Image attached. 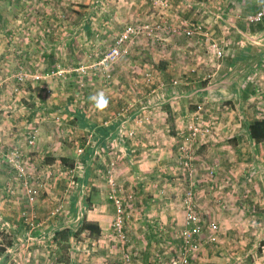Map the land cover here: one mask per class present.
I'll return each mask as SVG.
<instances>
[{
    "label": "rangeland",
    "instance_id": "obj_1",
    "mask_svg": "<svg viewBox=\"0 0 264 264\" xmlns=\"http://www.w3.org/2000/svg\"><path fill=\"white\" fill-rule=\"evenodd\" d=\"M154 1L31 0L26 4L24 0H0V94H14L12 99L16 103L21 102L20 90L30 74L26 72L28 67L22 63V58L29 59L31 67L32 60L36 58L37 61L39 57V49L43 52L49 50L52 61H64L67 71L77 69L74 71L76 73L70 74L77 76L75 84L78 86L77 89L75 86V90L79 92L77 97L80 99L85 91L84 83L89 79L98 80L95 83L97 88L92 89L91 95L97 98L87 105L90 113L111 108L100 93L115 90V97L119 101L115 105L123 108L120 111L121 123L134 115L129 117L130 130L124 133L127 136L124 137L131 140L134 153L137 146H144L142 154L147 155L150 166L134 169L130 182L115 180V172L111 168L105 171L103 177L106 175L110 190L108 199L114 207L112 223L118 204L122 210L127 240L141 239V249L149 245L150 250L162 253L169 264L172 258L183 252L182 241L186 236L184 220L187 207H190L204 225L200 239L196 238L199 239L198 249H187L191 264H196V261L199 264H264V210H261L264 209V191L258 194L254 188L248 192L244 190L245 183L255 184L257 171L263 175L264 167H260L262 163H259V168L263 169L259 171L257 161L264 159V153L257 154V160L248 140L245 141L247 146L245 144L244 150L235 153L226 151L223 145L231 135L243 134L242 126L246 122L264 116V36L263 40L256 35L242 36L244 31L240 28L243 26L238 33L236 23L231 27L227 18L223 22L221 13L225 12L224 0L215 3L214 0H181L179 5L175 0ZM245 1L248 12L250 9L259 8V11L264 8V0ZM199 6L201 12L204 9L214 17L217 14L218 31L213 29L210 34L205 23L177 18L179 13ZM167 15H171L169 21L164 18ZM248 15L250 17L254 13ZM247 17L239 23H248ZM261 24L264 25V19ZM65 27L71 29L72 33L64 37L70 45L63 58L57 57L58 52L46 44L58 40L60 37L53 35V32L62 31ZM29 28L38 31L28 33ZM188 31L191 32L189 35ZM127 32L128 38L120 44L122 54L110 69L112 73L115 68L124 66L122 76L126 78L130 74L136 77L133 92L138 101L130 100V103L119 97L126 93L122 82L119 84L115 81L112 88L110 80L113 77L105 81L101 73L102 76L98 75V78L94 73L105 53ZM261 32L264 34V27ZM62 39L63 36L59 40ZM163 43L165 46L161 48ZM246 44L262 47L263 52L253 51L247 60L237 59V64H233L230 57L234 56V50ZM255 54L260 56L254 57ZM167 61L171 62L169 68L160 71L159 67L165 66ZM255 61L260 64L255 66ZM131 69L133 71L129 73ZM56 71L54 75L60 82L53 87L59 89L63 87L61 80L70 74L63 69ZM192 75H198V78L191 79ZM231 76L242 80L239 100L208 95L211 79L214 82L219 78L230 79ZM173 81L177 84L174 85ZM45 91L50 94L49 89ZM229 105L232 109H229ZM76 106L79 107V102ZM19 114L16 116L14 113L13 117L23 119ZM34 119L39 121L38 117ZM45 119L53 123L64 122L59 115ZM2 122L7 125L6 118ZM228 127L231 128L230 132ZM193 129L200 131L198 136L193 135ZM9 131L7 133L6 130L4 136L0 135V144H5L3 141L9 138ZM28 140L32 141L33 135ZM215 144H219L218 152L221 155L217 154L218 164L213 165L209 159L211 147ZM21 158V153L8 150L3 155V163L24 176L19 165ZM223 171L230 173L232 180L218 177V173ZM244 174L249 175L245 181L240 176ZM25 180L27 182L23 188L28 203L32 205L43 185L36 181L33 184L28 177ZM58 188L62 189L63 186L59 185ZM59 212L60 207H57L55 214ZM21 218L27 232L40 226L28 212H22ZM210 224L217 226L215 242L212 243L204 239L206 227ZM113 234L118 245L130 252L128 242L122 244ZM126 256L124 260L129 261V255Z\"/></svg>",
    "mask_w": 264,
    "mask_h": 264
},
{
    "label": "crops",
    "instance_id": "obj_2",
    "mask_svg": "<svg viewBox=\"0 0 264 264\" xmlns=\"http://www.w3.org/2000/svg\"><path fill=\"white\" fill-rule=\"evenodd\" d=\"M151 1L149 0L150 3ZM24 2L27 4L31 0H24ZM154 2H158V0ZM175 2L179 5L181 0H175ZM215 2L217 0L213 1V3ZM160 3H162L161 0ZM166 3L170 4L167 1ZM223 3L225 5V12L221 13L223 22L227 18L229 26L233 27L236 23L235 30L238 33H240L238 29L243 26L240 28L244 31L242 36L256 35L259 40L262 39L263 28L257 30L255 28L257 23L248 22L249 20L246 24L239 23V21L245 20L249 16L248 14L255 13L259 8L250 9L249 12L254 11L249 13L245 0H224ZM199 8L201 7H192L191 10L179 13L177 18L205 23L210 34L213 29L218 31L217 14L214 17L210 11L206 12L202 9L201 12ZM167 16L164 18L169 21L168 18L171 15ZM28 31V33H33L38 30L34 31L29 28ZM70 33H72L71 29L66 27L62 31H54L53 35H57L60 37L59 39L63 36V39L51 40L46 46L51 45L53 50L58 52L56 56L64 58L65 50L70 45L65 42L64 37ZM161 45V48L165 46L164 43ZM50 50L52 49L50 48ZM70 50L73 51L71 46ZM39 51L37 61L36 58L32 60L33 62L30 61L32 62L31 67L29 59L22 58V63L28 67L26 72L30 74H26L29 79L25 78L27 81L24 87L21 89L22 85L20 86L21 102L16 103L12 99L14 94H0V126H2L0 135L4 136L5 131L7 130L8 133L10 130L9 138L3 141L5 144H0V264H168L163 254L153 249L150 250L149 245L141 249L139 247L141 239L137 241L135 238H129L127 249L130 252L124 251V247L118 245V240H115L111 230L114 207L108 199L110 190L106 182V175L103 177V174L111 168L115 172V180L130 182V174L134 169L150 166L149 158L142 154L144 146H137L134 153L135 147L131 140L124 137L126 136L124 133L130 130L128 120L134 115H130L127 121L121 123L120 111L123 108L115 105L119 102L115 97L117 96L115 90L100 93L102 99H105L111 108L100 110L95 114L90 113L87 105L90 100L97 98H92L91 95L92 89L97 88L95 83L98 80L89 79L84 83L85 91L80 99L79 96L77 97L79 92L75 90V86L76 89L78 86L75 84L77 76L70 74V72L76 73L74 71L77 69L67 71L68 67H65L64 61L62 63L50 59L49 50L43 52L39 49ZM253 51L263 52V48L252 47L251 44L243 45L239 50H234L235 54L230 57V61L237 64V59L247 60L249 53ZM259 56L260 54L254 55V57ZM168 64L171 62L167 61L164 63L165 66L159 67V70L163 71L164 68H169ZM257 64L260 62L255 63V66ZM242 67L246 66L242 65ZM18 68L20 69V67ZM57 69H63L67 72L66 74H70L65 75V78L61 80L63 82L60 84L63 87L61 86L62 88L59 87V89H56L57 86L53 87L60 82H57V77L54 75ZM121 69L125 71L124 66L115 68L112 73L110 70L111 78L113 77L110 80L112 88L115 81L119 84L122 82L126 93L120 94V99L126 103H130V100L136 102L138 99L134 98L135 93L133 92L134 88L136 89V77L128 74L125 78L122 76ZM132 69L128 72L131 73ZM191 71L193 72V70ZM51 73L53 74L51 75ZM94 73L96 78L101 75L98 69H95ZM213 76L214 74L210 77ZM196 77L198 78V75H192L191 79L196 80ZM236 78L237 76H231L230 79L219 78L214 82L211 79L210 87L207 88L210 93L208 95L225 100H239V86L242 85V80ZM4 82L6 81L4 80ZM163 82L165 83V81ZM48 89L50 94L45 91ZM16 95L18 97V94ZM48 95L51 96L48 97ZM77 102H79V107L76 106ZM229 109H232V106L229 105ZM14 113L16 116L21 113L23 119L17 120L13 117ZM53 115L61 116L64 122L53 123L45 119ZM34 117H38L39 121H36ZM4 118H6L7 125H3ZM258 119H264V116L256 118V120ZM248 123L246 122L242 126L243 134L231 135L223 145L226 151L235 153L244 150L245 141L248 140L254 149V157L258 160L257 154L264 153V142L255 144L250 140L247 131ZM14 127L16 129L12 130ZM228 128L230 132L231 128ZM32 135L33 140H28ZM212 147L209 160L214 165L218 164L217 154L221 155V153L218 152L219 144ZM8 150L21 153L22 158L18 162L22 166L24 176H20L3 163V155ZM161 154H165V152H161ZM165 156L167 155L165 154ZM165 162H168L167 159ZM259 163H262L260 167L263 168L264 159L257 161V169L263 171L259 168ZM70 165L72 166L70 167ZM258 173L257 171V176L255 175V184L245 183L246 189L244 190L248 192L249 189L254 188L258 194L264 191V173L263 175ZM230 176L231 174L226 171L218 173V177L223 180H232ZM240 176H243L245 181L246 176L249 175ZM26 177L33 184L36 181L35 183L40 182V185H43L32 205L28 203L23 188L27 182ZM70 180L72 182L69 184ZM94 180H96V184ZM59 185H62L63 188H58ZM57 207H60V212L55 214ZM22 212L32 214L40 226L27 232L23 226ZM83 221L85 222L82 224ZM86 223L97 225L98 232L80 229L81 224L83 227ZM77 232L79 233L77 234ZM126 255H129V261L124 260ZM196 264L199 263L196 261Z\"/></svg>",
    "mask_w": 264,
    "mask_h": 264
},
{
    "label": "built area",
    "instance_id": "obj_3",
    "mask_svg": "<svg viewBox=\"0 0 264 264\" xmlns=\"http://www.w3.org/2000/svg\"><path fill=\"white\" fill-rule=\"evenodd\" d=\"M264 19V8H261L259 11L254 13L253 16H250L248 18L249 22L252 23H261V21ZM191 32L188 31L187 35H189ZM128 32L122 35L119 39V41L116 43L114 47H111L103 56L101 61L97 64L98 66V72L101 73L105 79H110V66L115 64L118 59L121 56V49L120 44L128 38L127 36ZM109 69V70H108ZM173 84L176 85L177 82L173 81ZM193 135H199L200 131L197 129H193ZM115 192V191H114ZM29 199L32 200L31 195L29 194ZM123 216H122V210L120 209V206L116 207V217L114 219V222L112 223L113 232L117 236V238L120 240L122 244H125L128 242L126 232L124 231V225H123ZM185 233L186 236L183 238L182 241V248L183 252L180 256L176 258H172L169 262V264H191V259L189 256L190 251H194L198 249L199 246V239L201 237L202 230L204 228V225L202 223V220L197 217L194 210H192L190 207H187L186 214H185ZM217 226L214 224H210L206 227L207 234L204 236V239L207 242H215V232H216ZM199 239H196V238ZM188 249V250H187ZM127 257V256H126ZM125 257V258H126Z\"/></svg>",
    "mask_w": 264,
    "mask_h": 264
},
{
    "label": "trees",
    "instance_id": "obj_4",
    "mask_svg": "<svg viewBox=\"0 0 264 264\" xmlns=\"http://www.w3.org/2000/svg\"><path fill=\"white\" fill-rule=\"evenodd\" d=\"M263 27L264 25L259 23L255 28L257 30H260ZM247 131H248V136L250 140H252L255 144L263 143L264 142V119H258V120H254L248 123ZM71 166L72 165H70V167ZM82 229L88 232H94V233L98 232V227L95 224L86 223L85 225H83Z\"/></svg>",
    "mask_w": 264,
    "mask_h": 264
}]
</instances>
